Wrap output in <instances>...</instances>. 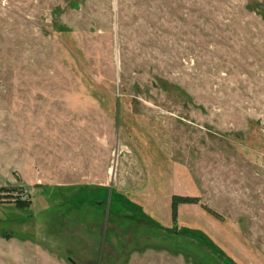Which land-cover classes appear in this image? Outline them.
Here are the masks:
<instances>
[{"label":"rangeland","instance_id":"1","mask_svg":"<svg viewBox=\"0 0 264 264\" xmlns=\"http://www.w3.org/2000/svg\"><path fill=\"white\" fill-rule=\"evenodd\" d=\"M0 264H264V0H0Z\"/></svg>","mask_w":264,"mask_h":264},{"label":"trees","instance_id":"2","mask_svg":"<svg viewBox=\"0 0 264 264\" xmlns=\"http://www.w3.org/2000/svg\"><path fill=\"white\" fill-rule=\"evenodd\" d=\"M181 201L185 202V200H183V199H180V202ZM177 202H178V198L173 197L172 206H173L174 211L176 210Z\"/></svg>","mask_w":264,"mask_h":264}]
</instances>
